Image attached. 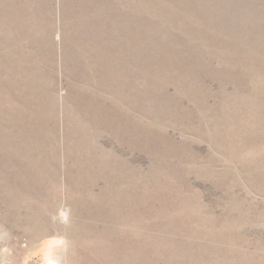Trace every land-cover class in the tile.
<instances>
[{
	"label": "rangeland",
	"instance_id": "rangeland-1",
	"mask_svg": "<svg viewBox=\"0 0 264 264\" xmlns=\"http://www.w3.org/2000/svg\"><path fill=\"white\" fill-rule=\"evenodd\" d=\"M0 264H264V0H0Z\"/></svg>",
	"mask_w": 264,
	"mask_h": 264
},
{
	"label": "bare ground",
	"instance_id": "bare-ground-1",
	"mask_svg": "<svg viewBox=\"0 0 264 264\" xmlns=\"http://www.w3.org/2000/svg\"><path fill=\"white\" fill-rule=\"evenodd\" d=\"M28 112V111H27ZM26 113V112H25ZM30 115V114H29ZM29 117V116H28ZM30 117H31V115H30ZM77 147H79V146H77ZM84 147V146H83ZM83 149V148H82ZM101 176V175H100Z\"/></svg>",
	"mask_w": 264,
	"mask_h": 264
}]
</instances>
